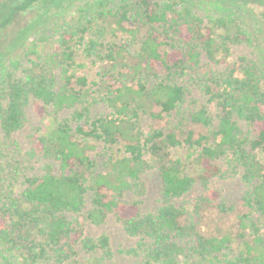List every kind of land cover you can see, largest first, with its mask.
<instances>
[{
	"label": "trees",
	"instance_id": "1",
	"mask_svg": "<svg viewBox=\"0 0 264 264\" xmlns=\"http://www.w3.org/2000/svg\"><path fill=\"white\" fill-rule=\"evenodd\" d=\"M41 1L12 2L0 18V264H107L109 238L84 230L108 217L133 241L118 253L139 264H264V64L233 58L264 36V21L236 0H88L68 21L6 39ZM95 26L109 40L90 37ZM28 108L41 125L23 148L14 135ZM143 118L163 125L146 130ZM189 123L202 132L181 142ZM182 143L189 161L165 150ZM151 171L161 191L144 211ZM230 178L241 212L215 185ZM204 208L233 213L237 235L198 232Z\"/></svg>",
	"mask_w": 264,
	"mask_h": 264
},
{
	"label": "rangeland",
	"instance_id": "2",
	"mask_svg": "<svg viewBox=\"0 0 264 264\" xmlns=\"http://www.w3.org/2000/svg\"><path fill=\"white\" fill-rule=\"evenodd\" d=\"M17 0H0V18L6 14L8 6L10 3ZM88 0H42L31 10L19 15L14 23L9 26L4 32L5 35H8L6 39L12 37L13 34L21 30L22 28L36 22L38 28L50 24L53 21L64 22L68 21L75 9L82 3ZM139 1V0H132ZM157 1V0H149ZM237 9L243 11L247 15H252L256 20H259L263 23L264 21V0H243L242 2L236 0ZM239 7V8H238ZM264 25V24H263ZM261 23H260V25ZM264 30V26H263ZM90 37H102L106 40H109V34L107 31L102 30V27L98 28L95 26L89 34ZM233 58L236 56L244 55L252 58L257 63L264 64V36L255 40L253 46H240L233 50ZM80 63L84 64V68L79 71L80 74L87 76L89 80L94 79L96 69L88 64L86 61H83L81 56H77V60ZM27 123L24 129L14 135L17 140L20 142L23 148L26 146L27 135L31 133L36 127L41 125V120L35 117V113L31 108H28L27 111ZM163 125V121H153L147 118H143L141 125L144 129L157 128ZM191 130L194 133L196 138L199 133L202 132L201 128L198 125L189 123L185 127V131L181 134H178L179 140L182 142L186 137V131ZM76 140L81 144L91 145L93 144L90 139H84L82 137H76ZM123 143H120L114 151L122 149ZM166 152L171 158H180L182 160L189 161V157L192 154V149H190L186 144L182 143L181 145L170 148H165ZM257 160L264 167V148L259 149L255 152ZM156 171H151L143 176V185H144V194L139 197L142 201V208L144 211H151L157 207V201L161 191V181L159 175ZM215 185L218 186L222 192L223 197L228 203L235 205L236 211L241 212V202L239 200L240 193L242 191V186L238 179H225L215 181ZM198 192L197 188L188 195L184 200L189 201L195 194ZM137 197L135 194L127 195L126 199H132ZM201 218L198 225V232L207 236H223L230 235L235 237L237 235L238 227L235 215L232 214H220L213 209H202ZM85 235L88 237H98L100 235H106L109 238L110 246L114 253L113 259L107 264H139L136 259L127 257L118 253L121 249H127L133 244V241L129 239L124 232H122V227L117 223L112 217H108L105 224L100 226L91 225L89 223L85 224Z\"/></svg>",
	"mask_w": 264,
	"mask_h": 264
}]
</instances>
